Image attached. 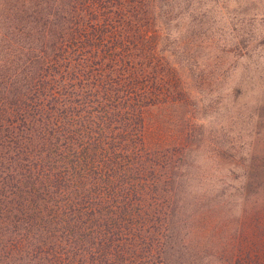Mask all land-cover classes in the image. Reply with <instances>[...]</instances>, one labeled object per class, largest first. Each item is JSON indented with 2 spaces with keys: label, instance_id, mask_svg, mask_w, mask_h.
Masks as SVG:
<instances>
[{
  "label": "trees",
  "instance_id": "16d2710c",
  "mask_svg": "<svg viewBox=\"0 0 264 264\" xmlns=\"http://www.w3.org/2000/svg\"><path fill=\"white\" fill-rule=\"evenodd\" d=\"M161 1L0 0V264L215 250L175 195L174 149L143 135V109L182 94L151 31Z\"/></svg>",
  "mask_w": 264,
  "mask_h": 264
},
{
  "label": "rangeland",
  "instance_id": "374dc122",
  "mask_svg": "<svg viewBox=\"0 0 264 264\" xmlns=\"http://www.w3.org/2000/svg\"><path fill=\"white\" fill-rule=\"evenodd\" d=\"M158 4L155 46L182 94L143 109V135L174 149L184 216L215 241L186 264H264V0Z\"/></svg>",
  "mask_w": 264,
  "mask_h": 264
}]
</instances>
